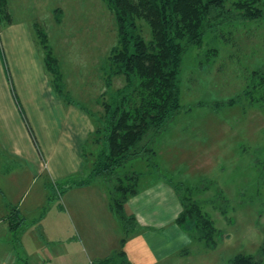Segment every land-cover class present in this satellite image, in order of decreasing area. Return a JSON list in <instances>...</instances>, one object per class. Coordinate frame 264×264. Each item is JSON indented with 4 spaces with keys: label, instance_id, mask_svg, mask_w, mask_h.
Wrapping results in <instances>:
<instances>
[{
    "label": "rangeland",
    "instance_id": "1",
    "mask_svg": "<svg viewBox=\"0 0 264 264\" xmlns=\"http://www.w3.org/2000/svg\"><path fill=\"white\" fill-rule=\"evenodd\" d=\"M8 4L13 21L27 22L34 42V30L45 37L58 61L64 91L100 117V100L108 92L101 68L117 43L115 18L106 3L8 0ZM140 24L147 36L144 22ZM215 34L207 33L183 57L182 109L157 139L155 166L148 165V171L152 176L183 182L215 227L213 246L187 233L177 245V253L172 252L169 264H228L238 253L249 254L258 264H264V105L248 95L251 74L264 67V16L226 22ZM9 46L0 36V137L9 135L19 141L22 153L19 157L5 155L0 147V205H8V211L18 206L27 218L46 213L49 219L60 211L70 219L69 204L90 200L77 195L78 190L59 194L58 187L67 177L54 180L48 176L38 153L42 148L33 113L36 102L44 100L32 67L20 64ZM123 83L122 76L113 77L112 89ZM91 120L95 129L94 117ZM31 133L38 140V150ZM83 150L87 153L86 158L82 154L86 166L79 175L88 171L97 145L89 140ZM145 164L133 159L124 171L143 172ZM147 177L143 173L139 183ZM85 212L92 213L89 209ZM77 245L75 250L80 253L82 246Z\"/></svg>",
    "mask_w": 264,
    "mask_h": 264
},
{
    "label": "trees",
    "instance_id": "2",
    "mask_svg": "<svg viewBox=\"0 0 264 264\" xmlns=\"http://www.w3.org/2000/svg\"><path fill=\"white\" fill-rule=\"evenodd\" d=\"M112 11L117 31V43L102 66L107 94L100 100V117L74 101L64 91L58 61L47 46L43 34L34 30L35 44L41 52V61L54 94L66 104L84 109L96 121L89 140L97 145L90 167L84 174L69 176L59 188V194L71 187H79L102 180L109 186L108 203L114 213L123 237L120 249L94 264H130L122 249L125 235L137 223L126 213L124 204L138 191L142 173L124 171L130 160L143 158L155 166V143L167 130L182 109L180 82L183 57L193 45L200 44L207 33L238 19H260L264 16V0H103ZM8 0H0V30L12 23ZM140 22L147 28L144 35ZM41 37V40L38 38ZM43 42V44H42ZM122 76L124 83L112 89V78ZM249 97L264 105V67L251 74ZM16 105L24 117L16 92L12 89ZM38 150L36 138L31 133ZM82 154L86 158V152ZM40 154V151L38 150ZM86 165V163H85ZM165 178L164 175H159ZM174 188L181 204L175 223L192 238L214 245L215 227L212 219L201 210L198 200L183 182L165 178ZM14 215V213H12ZM14 242L18 241V225L23 219L9 216ZM264 250V240L261 245ZM228 264H258L249 254H236Z\"/></svg>",
    "mask_w": 264,
    "mask_h": 264
},
{
    "label": "crops",
    "instance_id": "3",
    "mask_svg": "<svg viewBox=\"0 0 264 264\" xmlns=\"http://www.w3.org/2000/svg\"><path fill=\"white\" fill-rule=\"evenodd\" d=\"M0 36L10 45L20 64L32 67L39 95L45 102L37 101L33 113L38 121L37 136L42 148L40 158L48 176L57 180L80 174L85 165L82 145L94 130L91 116L54 94L25 20H14L3 27ZM31 96L35 98L37 95ZM0 147L5 155L19 157L22 153L19 141L9 135L0 137ZM136 159L146 163L141 173L147 174L148 179L144 183L138 181L137 193L129 196L124 204L126 213L134 215L137 226L125 235L122 249L130 264H169L172 252L177 253V245L179 247L187 234L175 223L181 204L174 188L165 179L170 177L152 176L147 161ZM72 188L65 192L78 190L77 195L81 194L90 201L69 204L67 215L70 219L60 211L49 219L46 213L27 218L18 206L10 207L8 211V205H0V264H94L120 249L124 234L109 208L106 183L97 180ZM88 209L91 214L85 212ZM10 215L23 219V223L18 225L17 242L13 239ZM79 243L82 251L77 253L75 246ZM175 244L176 248L172 250Z\"/></svg>",
    "mask_w": 264,
    "mask_h": 264
}]
</instances>
